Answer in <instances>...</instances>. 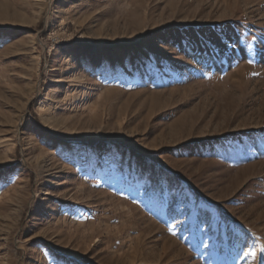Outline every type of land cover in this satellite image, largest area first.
Segmentation results:
<instances>
[{
	"label": "rangeland",
	"instance_id": "374dc122",
	"mask_svg": "<svg viewBox=\"0 0 264 264\" xmlns=\"http://www.w3.org/2000/svg\"><path fill=\"white\" fill-rule=\"evenodd\" d=\"M0 264H264V0H0Z\"/></svg>",
	"mask_w": 264,
	"mask_h": 264
}]
</instances>
